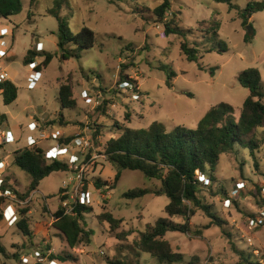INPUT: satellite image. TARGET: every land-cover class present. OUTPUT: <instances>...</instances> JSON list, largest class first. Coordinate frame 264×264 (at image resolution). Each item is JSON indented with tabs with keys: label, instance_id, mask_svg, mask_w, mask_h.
<instances>
[{
	"label": "rangeland",
	"instance_id": "374dc122",
	"mask_svg": "<svg viewBox=\"0 0 264 264\" xmlns=\"http://www.w3.org/2000/svg\"><path fill=\"white\" fill-rule=\"evenodd\" d=\"M249 1L254 0H233L242 8ZM162 2L66 0L60 14L71 31L76 34L86 26L96 34L95 46L84 51L80 59H62L57 45L59 22L51 13L57 10L56 0H22L20 13L0 19V39L3 37L13 46L10 57L17 55L9 61L3 58L0 63L12 71L19 88L15 102L5 105L0 99V112L7 116L4 123L15 137L11 143L0 145V161L7 162L2 169L3 185L18 193L14 200L18 221L27 216L34 235L33 239L25 235L18 228V221L10 224L3 215L4 205L0 204V244L6 250L5 254L0 253V264H11L16 254L22 256L21 261L24 258L33 264L31 254L35 247L48 245L53 255L68 252L75 258L62 261L63 264H112L115 260L159 264L148 253H135L134 242L147 225L166 216L170 198L153 193L124 198L123 193L129 189L153 190L161 182L129 169L123 170L120 180L115 181L118 169L105 154L107 141L119 135L120 126L147 128L154 121L164 123L169 130L178 125L194 129L209 108L220 102L232 104L239 117L249 95V89L238 80L245 69L258 68L264 86V10L243 22L240 11L229 9L225 3L172 0L171 10L159 21L154 10ZM173 19L182 28L192 29L191 45L202 42L198 62L188 61L181 49V36L166 34L165 22ZM209 20L220 21V37L228 42V52H205L203 30L209 27ZM37 43L42 44V51L36 50ZM29 49L40 55L34 67L44 59V51L54 54L37 84L29 81L34 73L32 65L23 61ZM171 68L176 73L173 87L167 85L166 71ZM64 83L73 86L78 102L74 109L61 106L59 93ZM53 133L61 136L59 141ZM30 136L37 139V144H28ZM78 136L88 139L92 148L76 147L72 141ZM68 138L72 139L64 142ZM254 139L258 142L255 156L248 148L237 147L236 152L221 156L216 181L210 185L204 180L200 196L224 225L212 224V218L198 209L190 221L193 232L165 235L173 249L185 256L178 264H189L195 258L198 264H237L240 256L233 244L264 259V128L257 129ZM57 144L65 149L59 158L68 164L72 154L85 162L94 154L99 156L97 165L90 163L87 169L90 176L86 189L93 192L94 201L83 224L86 230L93 231L91 243L83 242L74 249L53 226L61 199L68 194L64 181L71 173L55 172L27 194L31 177L13 165L16 150L40 146L47 152ZM98 179L103 183L100 187ZM26 208L27 213H22ZM104 212L121 220L120 225L113 229L107 221H101L99 215ZM174 219L185 221L181 217Z\"/></svg>",
	"mask_w": 264,
	"mask_h": 264
},
{
	"label": "trees",
	"instance_id": "16d2710c",
	"mask_svg": "<svg viewBox=\"0 0 264 264\" xmlns=\"http://www.w3.org/2000/svg\"><path fill=\"white\" fill-rule=\"evenodd\" d=\"M213 1L225 3L229 9L240 11L243 22H247L255 13L264 10V0L249 1L244 8L238 6L233 0ZM65 2L66 0H56L57 10L51 11L59 22L57 45L62 53V59H80L84 51L95 46L96 34L86 26L76 34L71 31L65 17L60 14ZM171 7L172 0H163L155 8L154 14L159 21L165 19ZM22 8V0H0V19H9L20 13ZM208 22L209 27L203 30L202 39L207 45L205 52L210 53L215 50L221 53L228 52L230 49L228 42L220 37V21L209 20ZM165 29L167 35L175 34L183 38L181 49L188 61H199V49L202 42L196 41L190 44L189 34L192 29L182 28L174 19L172 22H165ZM38 56L40 55L33 49H29L23 61L28 65L35 62ZM53 59L54 54L44 51V59L36 65V70L42 72ZM165 68L167 67L163 66V69ZM166 73L167 85L173 87L172 80L176 73L172 68ZM128 80L126 82L130 83ZM238 80L243 87L249 89V95L242 105L239 117L236 116L235 107L232 104L220 102L209 108L194 129L178 125L169 130L164 123L154 121L147 128L120 126L119 135L107 141L104 147L105 154L118 169L115 181L120 180L123 170L129 169L141 171L148 179L161 182L160 187L153 190L147 187L129 189L123 193L124 198L136 199L149 193L157 196L166 195L170 198V202L165 207L166 216L159 217L154 224L147 225L146 230L141 232L140 238L134 242L135 253H148L155 257L159 264H178L184 260L185 256L175 251L171 243L164 239L168 232H193L190 221L198 209L205 211L212 218V224L219 227L224 225L222 218L213 212L210 205L206 204L200 196L201 189L205 186L204 180H208L210 185L215 182L221 156L236 152L237 147L248 148L255 156V150L258 147V142L254 139L255 133L257 129L264 128V86L260 70L255 67L245 69L240 73ZM3 88L5 105L15 102L19 95L18 86L9 80ZM59 96L63 109L77 107L78 102L70 83L61 85ZM2 117L6 119L7 116L3 114ZM71 139L68 138L64 142H69ZM13 165L31 177L27 194L36 190L46 177L55 172L67 171L69 168L68 162L49 158L46 150L40 146L16 150ZM102 184L98 179L97 185L100 187ZM91 209L90 206L77 205L75 214L65 213L61 207L55 212L56 219L53 226L70 248L74 249L83 242L91 243L93 231L86 230L83 224L86 213H89ZM27 211L26 208L22 213L26 214ZM2 217L0 214V219ZM176 217L184 218L185 221L178 222L174 219ZM99 218L101 221H107L113 229L117 228L121 222L110 212L100 214ZM28 221L29 218L23 216L17 226L25 235L33 239L34 235ZM233 246L240 256L237 264H264L263 258H255L245 250L238 249L234 244ZM50 247L48 245V248ZM0 253H6L1 244ZM52 258L66 261L74 257L65 252L63 256L53 255ZM110 263L128 264L121 260ZM189 264H198V258L190 261Z\"/></svg>",
	"mask_w": 264,
	"mask_h": 264
},
{
	"label": "built area",
	"instance_id": "2783aa9c",
	"mask_svg": "<svg viewBox=\"0 0 264 264\" xmlns=\"http://www.w3.org/2000/svg\"><path fill=\"white\" fill-rule=\"evenodd\" d=\"M0 39V60L1 59H7L11 56V43L8 41H5L3 37ZM36 50L42 51L43 47L41 43L36 44ZM36 63H31L34 73L29 77V81H31L32 84H37L39 79H41L42 74L41 72L36 70V66L34 67ZM10 80V75L8 71L2 66L0 63V99L2 98L4 100V94H3V87L4 84ZM1 99V100H2ZM3 114L0 112V145H6L11 143L15 140V137L13 133H11L8 128L7 124L4 123ZM54 139L60 140L61 136H59L57 133L52 134ZM37 139H35L33 136H30L28 138V144L29 145H35L37 144ZM72 143L76 146L81 148L82 150H85L87 148H92V144L90 141L84 137L78 136L73 139ZM62 144H57L52 147L51 151H47L46 154L48 157L57 158L60 159V155H63L64 148L62 147ZM52 153V156L50 155ZM56 154V156H55ZM96 154L92 156L89 162H85L84 160H81L80 157L77 154L70 155V161H69V168L67 173H71V177L66 179L64 181V187L67 188V198L61 199V205L59 207L64 209L65 213L68 214H75L77 205H85L89 206L93 204L94 196L93 192L89 189H86L87 179L90 176L88 174V167L90 163L93 165L96 164L97 159ZM62 160V159H60ZM97 165V164H96ZM6 167L5 163L3 161H0V204L3 203L4 205V212L3 215L6 218L7 221H9L10 224H14L19 219L18 209L17 206L14 204L17 198L16 194H18L15 190V192L9 187L6 186L5 178L3 176V170ZM3 169V170H2ZM6 186V187H5ZM35 191V190H34ZM66 197V196H65ZM2 198H9L12 201H3ZM55 215H54V221H55ZM54 223V222H53ZM48 245V244H47ZM53 256V249L50 247H42L37 246L35 247L34 253L31 254V257L34 258L33 264H60L59 260L56 258H52ZM21 264H31L29 261H25L23 258L21 261Z\"/></svg>",
	"mask_w": 264,
	"mask_h": 264
},
{
	"label": "crops",
	"instance_id": "0c3cea01",
	"mask_svg": "<svg viewBox=\"0 0 264 264\" xmlns=\"http://www.w3.org/2000/svg\"><path fill=\"white\" fill-rule=\"evenodd\" d=\"M10 43V42H9ZM11 50L13 51V53H14V48H13V46L11 45ZM17 55H13L12 57H9L8 59H7V61H9V59L11 60V59H13V58H15ZM25 57V56H24ZM5 69L8 71V73H9V75H10V80L11 81H13V73H12V71H10L9 70V68H8V66L7 65H5ZM14 82V81H13ZM15 83V82H14ZM4 113V112H3ZM4 163H5V165H6V163L7 162H5V161H3ZM14 257V259H13V261L14 262H12L11 264H21V257H19V256H17V254L16 255H14L13 256ZM56 259H58L59 260V262H60V264H63V262L62 261H64V260H62V259H60V258H56ZM75 259V258H74ZM68 260H70V259H68Z\"/></svg>",
	"mask_w": 264,
	"mask_h": 264
}]
</instances>
